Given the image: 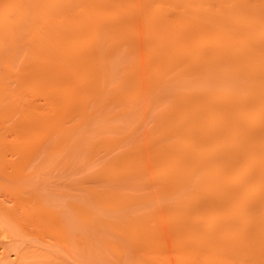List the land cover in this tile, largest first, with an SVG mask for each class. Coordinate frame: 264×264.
I'll return each mask as SVG.
<instances>
[{"label":"bare ground","instance_id":"6f19581e","mask_svg":"<svg viewBox=\"0 0 264 264\" xmlns=\"http://www.w3.org/2000/svg\"><path fill=\"white\" fill-rule=\"evenodd\" d=\"M128 43L139 47L124 66L131 89L124 74L113 86L108 59ZM174 81L198 90L163 107L172 121L148 139L170 135L155 173L164 190L185 193L173 208L114 228L134 238L141 264H264V0H0V174L17 183L0 199V264H24L20 230L1 214L29 203L36 207L22 228L43 227L51 244L69 241L59 211L29 186L36 158L59 157L36 155L39 144L78 128L91 102L112 91L138 103ZM3 129L24 136L9 142ZM139 161L134 168L145 170ZM126 167L112 177L130 174Z\"/></svg>","mask_w":264,"mask_h":264},{"label":"rangeland","instance_id":"374dc122","mask_svg":"<svg viewBox=\"0 0 264 264\" xmlns=\"http://www.w3.org/2000/svg\"><path fill=\"white\" fill-rule=\"evenodd\" d=\"M138 52L139 47L136 43H128L124 44L121 49L115 50L112 53L113 55L108 56V59H110L109 66L111 65L113 68L111 70L114 76L113 86L116 84L115 81L119 80V83L126 81V78H128L125 77V74L126 76L128 74L126 73L127 65L132 64ZM124 66L126 69H124ZM111 67L109 68L112 69ZM123 70L125 71L123 72ZM123 74L125 79L121 78ZM120 79L124 80L121 82ZM136 81L138 82V80ZM128 83L129 81L126 84ZM194 84L195 86L199 85L190 81L170 82V84L160 87L162 88L161 91L156 92L155 90L151 95L148 94L149 98L146 94L145 99L147 101L141 100L138 103H135L136 100H134L135 102L129 100L128 103L129 98L125 97L126 95H124L126 99L124 97L118 99L119 95L117 98L113 94L114 91H112V94L107 95L103 101L91 102L90 108H87L90 114H87L88 116L82 114V124L79 121L75 122L81 124L78 125V128L70 130L65 136L54 133L47 143L41 142L39 144L36 155L44 157L45 155H59V157L55 156V160L50 158L48 160L47 156L46 159L44 158L45 160H42L41 157V163L36 158L29 166L30 171L34 173L32 179L29 180L31 183L29 186L31 188L32 186L35 187L33 191L35 198L42 200L43 205L59 211L63 222L66 224L65 228H67L69 241L66 245L60 242L51 244V235L44 233L42 231L43 227L28 224L27 228H22V225L27 223L24 219L27 213L26 210L29 211L33 208L31 210L33 211L36 207L34 200L32 201L34 203L29 204L27 201L28 205L15 209L13 214L9 215L11 217L1 214L2 220L8 221L11 226H15L16 229L20 230L17 248L20 251V256H22V258L20 257L22 263L141 264L138 256L139 251L134 250L131 243L134 238H130V240L124 238L122 230L118 231L121 228L117 227L118 230H116L114 226L117 223L126 224V229H128L133 224L132 222L142 221L145 217L142 216L143 214L153 215V212H157L161 206L166 209H168L167 206L172 207L170 205H174V202L179 200V197L185 193L182 192L179 197L177 193L175 194L177 197L173 196L174 193L172 192L175 188L166 191L163 189L164 186L162 187V185H165L162 184L165 181L162 182L161 180V183L159 180L161 177L157 179V176L159 177L157 173L161 167V157L165 153L163 145L166 146L168 141L171 142L170 135H168L170 140L168 139L167 142L164 139L151 142L148 138L161 136L162 129L167 128V123L169 124L172 121V119H165V117L171 118L172 115L169 116L170 113L167 114L166 112L163 115V107L166 108L167 106L168 108L169 103L177 102L185 90H198ZM129 86L131 89L130 83L128 86L126 85L127 88ZM137 87H135V91ZM152 87L151 89H153ZM121 90L124 92L123 88ZM132 90L131 93L134 91ZM127 91H125L126 94ZM124 100H127L126 103ZM82 110L84 109L82 108ZM162 120L167 121L166 124ZM160 122L163 123L162 131L157 132ZM160 125L162 126V124ZM22 130L25 134L23 128ZM21 132L18 129L16 131L3 129L2 135L9 142H13L24 136ZM31 139H34V137ZM2 148H4L2 152L6 153L7 147L2 146ZM62 156H64L63 160ZM123 157H125V163ZM127 157L128 160H126ZM129 158L132 159L130 161L133 162V165L140 160L141 162H139L144 164L143 169L145 170L141 169V164L137 165L135 163L141 167L139 168L141 171L137 169L138 167L134 168L130 164L132 169H137L136 172H131L133 170L130 169V174L128 173L124 177H117L116 174V177H112L117 172L121 176L119 171L124 170V166H129ZM130 166L126 168L129 170ZM111 168H113V173L110 176L107 172ZM15 185L17 183L0 174V199L4 197V193H9V189H12ZM113 192L116 193L115 200L108 197L109 195L112 196ZM27 195L25 194V196ZM28 196L31 197L32 194ZM173 197H176V200ZM133 199L136 202L133 203ZM129 200L130 203L132 200V204L125 205L129 203ZM114 201L116 202L114 203ZM29 205L31 208L28 207ZM33 205L34 207H32ZM79 205L82 209L78 208L82 212L77 209ZM111 205L114 206L111 208ZM117 243L120 244V249L116 247ZM12 246L13 244L8 248ZM41 259H44V261H41Z\"/></svg>","mask_w":264,"mask_h":264}]
</instances>
